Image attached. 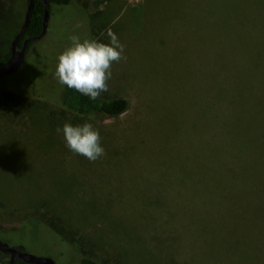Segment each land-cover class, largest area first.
<instances>
[{
	"label": "rangeland",
	"instance_id": "rangeland-1",
	"mask_svg": "<svg viewBox=\"0 0 264 264\" xmlns=\"http://www.w3.org/2000/svg\"><path fill=\"white\" fill-rule=\"evenodd\" d=\"M25 3L0 0V61ZM56 9L30 64L57 83L69 36L108 43L111 29L127 59L112 64L100 97L130 105L117 118L85 120L33 99L13 108L0 87V226L17 229L0 232V241L55 264H77L79 257L206 264L204 240L255 237L244 230L264 225V206H212L204 195L216 199L220 185V98L225 114L242 112L240 92L248 88L240 81L250 82L249 68L261 62L264 0H73ZM77 22L83 27L74 30ZM85 122L99 130L105 150L95 162L70 151L56 131ZM35 220L54 224L71 249Z\"/></svg>",
	"mask_w": 264,
	"mask_h": 264
},
{
	"label": "trees",
	"instance_id": "trees-1",
	"mask_svg": "<svg viewBox=\"0 0 264 264\" xmlns=\"http://www.w3.org/2000/svg\"><path fill=\"white\" fill-rule=\"evenodd\" d=\"M45 2L46 4L43 5L41 0H34L30 22L20 39V46L25 38L41 33L45 9L49 13L46 35L40 41L29 42L27 44L29 56L26 57L24 66L8 76V80L0 81V87L12 95L9 102L13 104V108L20 109L18 103L21 102L19 101L26 98L52 104L66 114L85 120H107L126 113L130 105L129 100L101 97L91 100L88 96L82 95L66 85H61L58 82L47 83L41 76L42 74L35 70L38 67L33 66L35 64H30L28 60L32 56L30 53L37 44H42L49 37L50 22L56 13V8L73 4V0H45ZM25 4L27 5V1ZM22 23L23 20H21L20 27ZM256 54L258 58H261V62L259 60L249 68L250 82L244 84L243 81H240L248 88L247 92H240L241 97L245 100L241 105L242 112L235 115L234 112L228 110L225 114V111L222 110V108H226V104L223 102L225 98L224 96L220 98L217 130L220 185L216 199L212 194L204 195L205 201L211 203L212 206H264V43ZM9 55L8 52L0 61V65L8 60ZM47 71L48 68L41 73L45 74ZM234 189L244 191L235 192ZM23 197L25 198V196ZM239 200L240 202H238ZM37 222L50 231L58 243L69 250L71 249V244L60 234V230L54 224ZM243 227L245 228V226ZM16 230H8L0 226V232L3 234ZM244 231H250L255 237L204 240L200 250L201 260L206 264H264V225L245 228ZM0 255L3 256V259L0 257V264H8V256L1 252ZM76 261L77 264H103L92 259H80V257ZM14 264L26 263L15 260Z\"/></svg>",
	"mask_w": 264,
	"mask_h": 264
},
{
	"label": "clouds",
	"instance_id": "clouds-1",
	"mask_svg": "<svg viewBox=\"0 0 264 264\" xmlns=\"http://www.w3.org/2000/svg\"><path fill=\"white\" fill-rule=\"evenodd\" d=\"M83 27L81 22L74 25V30ZM108 43L78 34L69 36L70 45L58 56L55 77L61 85L76 90L91 100L98 99L109 90L108 81L112 77V64L126 60L124 45L115 33L109 29ZM62 133L66 146L75 154L82 155L95 162L105 155L101 145L99 130L92 123L73 125L65 123L57 128Z\"/></svg>",
	"mask_w": 264,
	"mask_h": 264
},
{
	"label": "water",
	"instance_id": "water-1",
	"mask_svg": "<svg viewBox=\"0 0 264 264\" xmlns=\"http://www.w3.org/2000/svg\"><path fill=\"white\" fill-rule=\"evenodd\" d=\"M26 10L21 27L16 35L13 37L10 44V55L6 62L0 65V77L10 76L19 71L25 64L27 44L33 41H40L47 33L49 13L45 9L42 22V31L39 35L25 38L20 46V39L24 35L32 15L34 0H26ZM43 5L46 4L45 0H41ZM0 252L8 256V264H14L15 260L22 261L26 264H55L49 257H37L28 253L21 252L14 249L0 241Z\"/></svg>",
	"mask_w": 264,
	"mask_h": 264
},
{
	"label": "flooded vegetation",
	"instance_id": "flooded-vegetation-1",
	"mask_svg": "<svg viewBox=\"0 0 264 264\" xmlns=\"http://www.w3.org/2000/svg\"><path fill=\"white\" fill-rule=\"evenodd\" d=\"M7 261H8V259H7Z\"/></svg>",
	"mask_w": 264,
	"mask_h": 264
}]
</instances>
